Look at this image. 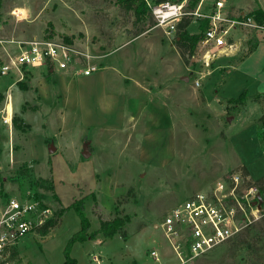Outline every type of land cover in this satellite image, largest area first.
<instances>
[{"label": "rangeland", "instance_id": "374dc122", "mask_svg": "<svg viewBox=\"0 0 264 264\" xmlns=\"http://www.w3.org/2000/svg\"><path fill=\"white\" fill-rule=\"evenodd\" d=\"M116 1L0 0L2 39L67 38L80 51L91 55L99 70L101 62L118 63L117 57L127 62L132 58L134 68L128 67L126 73L121 70L125 85L113 80L117 74L108 67L100 72L101 82L95 81L99 70L87 83L86 79L75 78L81 89L80 110L54 119L32 113L34 108L39 109L36 97L43 91L38 90V81L45 82L53 94L48 67L23 73L21 81L29 86L28 91L18 86V75L0 76V197L31 191L52 212L63 209L55 226L44 235L38 232L27 236L17 247L27 264H63L66 253L74 264H95L91 261L93 254L100 257V264H178L161 231L154 227L165 213L191 194L207 191L217 181L243 170L242 165L233 167L234 152L254 182L264 175V146L256 135V127L244 131L239 123L245 120L234 117L241 106L227 102L246 92L244 109L255 96L264 98V31L258 32L237 55L216 59L210 74L195 87L193 81L198 74L188 66L191 57L187 64L182 62L178 67L173 48L175 33L167 36L151 12L138 18ZM214 1L205 0L201 12H206V6ZM197 2L184 0L185 11L193 12ZM229 3L243 10L264 6V0H227ZM182 18L190 20V33L198 32V21L193 16ZM155 44L162 52L154 50ZM170 45L173 46L168 51ZM3 47L11 55L14 53V45ZM3 47L0 46V59H5ZM158 55L166 58L174 82L181 83H174L170 89L178 97L171 99L167 92L166 97L160 96L159 104L155 101L159 95L156 87L166 89L163 81H173L165 78L164 70L161 72L163 62ZM219 66H230L231 73L221 72ZM183 76L189 77L185 87ZM133 79L136 88L131 84ZM223 82L218 90L223 102H214L215 92ZM105 87L119 96H105ZM137 88L140 92L134 93ZM83 89L88 91L87 96H83ZM47 90L44 92L49 95ZM198 91L211 110L200 102ZM128 94L140 100L136 103L138 109ZM8 104L12 117L20 119L21 126L24 120L20 117L25 111L34 116V123L30 119L31 125L26 121L25 124L32 126L34 136L42 139L43 147L38 146L37 153L33 151L42 157L38 166L18 159L23 150L21 140L31 129L18 130L12 121L5 127L2 117L7 116ZM47 106L52 108L50 103ZM165 106L171 111L170 121L162 117ZM12 131L16 136L11 138ZM31 145L35 146V142ZM75 199L82 200L83 212L90 222L89 232L115 216L127 215L130 222L121 235H100L101 245L89 238L70 244L81 228L78 215L69 208ZM152 250L157 252L159 261L150 257ZM184 264H264V216L230 241Z\"/></svg>", "mask_w": 264, "mask_h": 264}, {"label": "built area", "instance_id": "2783aa9c", "mask_svg": "<svg viewBox=\"0 0 264 264\" xmlns=\"http://www.w3.org/2000/svg\"><path fill=\"white\" fill-rule=\"evenodd\" d=\"M143 1L151 10L157 26L164 28L167 36L175 33L177 23L184 16H193L197 21L208 20V28L197 42L195 54L193 52L188 64L192 66L191 71L198 74L193 81L195 87H199V81L210 74L216 59L237 55L258 32L264 31V20L257 21L251 12L232 13L227 0H215L208 12H201L202 0L193 12L185 11L184 0L180 3ZM2 28L0 16V33ZM3 44L14 45V53L11 55ZM0 46L5 56L0 59L1 77L18 75L21 81L25 71L41 67H48L51 71L73 69L75 75L82 76L99 70L91 55L61 40L15 41L2 39L0 35ZM194 66L198 69H193ZM2 120L7 123V116ZM53 213L31 191H16L0 197V264H17L15 247L25 237L38 233L52 219ZM263 216L264 190L238 169L207 191H197L172 206L154 227L161 231L178 264H184L230 241ZM149 255L159 261L155 250ZM91 261L101 263L97 254L91 256Z\"/></svg>", "mask_w": 264, "mask_h": 264}, {"label": "crops", "instance_id": "0c3cea01", "mask_svg": "<svg viewBox=\"0 0 264 264\" xmlns=\"http://www.w3.org/2000/svg\"><path fill=\"white\" fill-rule=\"evenodd\" d=\"M204 1L205 0H202L200 9L204 6L203 5V3L205 4ZM200 2H201V0H198V2H197L198 4H196L194 10L197 9V7H198V5H199ZM210 6H211L210 3L206 6L207 7V11L206 12L209 11ZM227 7H228L229 11H231L232 13H237V12H253V11L257 10V9L261 10L264 13V6H260V5L257 6V7H254V8L247 9V10H243L242 8H239V7H236V6H232L230 3L227 4ZM198 24H199V21H198ZM198 24H197V29H198ZM190 26H191V24H190ZM191 34H193V33H191ZM158 39H159V37H158ZM156 46L157 45L155 44L154 45V50L156 52L157 51L158 52H160V51L162 52V50L159 49V48H157ZM172 46L173 45H170L169 48L167 47L168 48V51H171L170 48H172ZM173 48L175 49L174 46H173ZM175 52H176V58L178 60V67H180V66H182L181 65L182 61H181V58H180V56L178 54V51L176 49H175ZM158 58L160 59L161 62H163V64H161L163 66L162 69H161V72L164 70L165 71L164 72L165 78L168 77L169 81H171V79H172L173 83L172 82H167V80H164L163 82L164 83L166 82V87H165L166 89H159L158 86L156 87L157 88V92L159 93V95H157V97L155 98V101H156L157 104H159V102H162L161 97H166L167 96V92L170 93L169 96H170L171 99L174 98V97H178L179 95L178 94H175L170 89L172 87H174V85H173L174 83L177 84V85H181L180 82H177L178 80L177 81L175 80V82H174V79H173L174 78V75H171L170 74V72H172V69L169 68L170 70H168V65L166 64L167 63L166 58L165 57L163 58L161 56H159ZM104 59L105 58H103L102 60H104ZM117 60L119 61L118 63H115L113 60H110L108 62L109 63L108 65H106V63L103 64V62H101L102 67H100V70L98 71L99 73L96 72L98 74L96 75L95 81H99V82L102 81V78H100V74H101L100 72L102 70H104L103 68L108 67L111 70H115V73L117 74L116 79H113V80L114 81L116 80L118 82H122V84L125 85L124 84V79H123L124 76H123V74H121V70L124 73H126L130 69L128 67H131V69L134 70V68L131 66L133 64L132 63V58H130V60L128 59V62L125 61V60L119 59V57H117ZM213 63H212V65H213ZM218 68L221 70V72L223 71L227 75L229 73H231V71H230L231 70V67L230 66H228V68H227L228 70L225 69L222 66H219ZM32 70H34V69H29L28 72H32ZM211 73H213V72H211ZM93 76H95V75L91 74L89 76H81L80 77V74L75 75L73 69H69L67 71H51L50 70V76L49 77L51 78V81L53 83L52 90H54L55 92L53 91V94H50L49 93V90H47L46 83L45 82L43 83L41 81H38L36 83V85H38V88H39L38 90H40L42 88L43 91H42V93L39 92L40 94H38V96L36 97V99H38V103L40 104L39 109H38V107L36 109L34 108L35 111L32 112V113H34V116H36V115H38L40 113L41 114H46L47 117L53 118V119L54 118H58V116L59 117L60 116H63V114H66V113H69V114L76 113L75 111L80 110L79 109V105H80V99L79 98L81 97V89L79 88L80 85L78 86L77 81L75 80V78L79 77V78L83 79V81H84V79H86V83H87L89 81V79L91 77H93ZM188 78H189L188 76H183L182 77V79H183V82H182L183 85L182 86L183 87H185L186 84L188 85V83H189V79ZM131 84H133V86L135 87V80L134 79L131 82ZM223 84H224V82L216 90V92H215L216 93V97H215V101L214 102H217V101L223 102L221 99L218 98V90H221L222 89ZM26 86H28V85H26ZM45 87H46V89H44ZM134 87H132V90H134L136 88V87L135 88ZM26 90L27 91L29 90V86L27 87ZM46 90H47V94H49V95H46V93L44 92ZM83 90H84L83 96H87L88 95V91L85 90V89H83ZM163 90H164V92L162 93ZM138 92H140V90L137 88L134 93H138ZM198 92H199L198 94L201 96L200 102L204 105V107H206L207 109H210L211 110L210 104L205 102V98H204L203 94L200 93V91H198ZM114 93L115 92H113V90H108V88L105 87V89H104V95L105 96H109V98L111 99L112 97L116 98L120 94L118 92L119 94H115L114 95ZM121 95L123 96V93ZM128 96H129V100L131 101V104L134 105V106L136 105L135 108L138 109L136 103H138L140 100L137 97L133 96V94L132 95L131 94H128ZM47 103L48 104L50 103L52 105V108L51 107L49 108L47 106ZM221 105H222V103H221ZM8 106H11V105L8 104L7 107H6L7 121L9 122V121H11V118H12V108H11V113L9 115V113H8ZM244 107L246 109L245 108L243 109L242 106H241L240 107V110L237 111V113H236V115L234 117H236L238 121H241L243 119L245 120L244 123H242V122L239 123L240 127H242L243 130L244 129H246V130L250 129L249 128L250 126L256 127V135L257 136L259 135V137H260L259 139L262 142V137L260 136V126H259V123H258V119L260 118L262 112L264 111V102H256L253 99V103H250L248 106H244ZM158 108H160L159 105H158ZM164 108L166 109V112L163 113V116L162 117H164L165 119H167V121L172 120L171 115H170V112L171 111L169 110V107L168 106L162 107V109H164ZM167 111H168V114H167ZM135 114H136V112H135ZM34 116L29 115L28 112L25 111L20 118L22 120H24V122H23L24 125H25L26 122H29V124L31 125L32 122H30V119H31V121H33ZM73 116H76V115L73 114ZM234 117L232 118V120L234 119ZM8 122L7 123H4V124H6L5 127H7V128H8ZM34 122H35V120L33 121V123ZM29 124H26V125H28V127L31 129V132L29 133L28 136L22 138V140H21V144H23V147H22L23 150H22V154L19 155V157H21V159L19 157H18V159L19 160H23V162H27V163H32L33 162L35 164V166H38L40 160H42V157L39 156V154H35L33 151L36 150V153L38 152L37 151L38 150L37 147L38 146L39 147L42 146V144H41L42 139L40 138V136H36V137L34 136L35 133L32 130V126L30 127ZM246 130H244V131H246ZM14 135H15V133L13 134V131H12L11 132V138ZM32 142L33 143L35 142V146H32L31 145ZM234 154H235V157H236V165H234L233 167L235 168L236 166L242 165L243 168H245V170L247 172V175L250 176L249 175L248 168L243 163L242 159L239 156H237L235 152H234ZM86 155L88 156L87 153L85 154V156ZM228 171H230V170H228ZM8 195H10V194H8ZM103 221H105V220H103ZM97 229L96 228H93V230H97ZM31 235H35V234H31ZM94 242H95V244H98V245H101L102 244V239L100 238V235H97L95 237ZM19 244L14 249V257L17 260V264H27V262L20 255L21 252L17 250V247L19 246ZM169 251H170V249H169ZM18 260L20 261V263H19Z\"/></svg>", "mask_w": 264, "mask_h": 264}, {"label": "trees", "instance_id": "16d2710c", "mask_svg": "<svg viewBox=\"0 0 264 264\" xmlns=\"http://www.w3.org/2000/svg\"><path fill=\"white\" fill-rule=\"evenodd\" d=\"M167 0H155V2H164ZM116 3L120 5L125 10H131L134 13V16L140 18V16L145 15L150 12L149 8L145 4L143 0H117ZM257 19V21L264 20V13L257 9L251 12ZM189 19L182 18L176 25L175 31V39L173 40V45L178 51V54L181 58L183 64L188 63V59L193 55L194 49L196 47L197 42L199 41L200 37L202 36L203 32L208 28V20L202 19L199 21L198 24V32L191 34L187 28L190 25ZM66 43H71V40L65 39ZM23 80V79H22ZM18 86L22 90H26L27 86L22 81L18 82ZM246 92L242 93L239 98L237 99H230L228 103L238 104L239 106H243V102L245 100ZM254 101L256 102H264V98H260V96H255ZM13 126L18 129H25L28 128V125H22L17 119V117L13 116L12 119ZM258 123L260 126V136L262 137V143L264 146V111L262 112L260 118L258 119ZM243 173L247 175L245 168L243 169ZM255 183L259 186L260 190H264V175L261 176L259 179L255 181ZM75 210L76 214L79 217L81 228L80 230L73 235L70 240V244L76 241H84L86 239H95L97 235H101L103 238H108L116 234H123L122 229L126 224L130 222V218L127 215L124 216H115L114 218L100 222V226L97 230L93 232H89L90 222L86 217L85 213L83 212L82 207V200L75 199L72 204L69 206ZM63 213V209L58 210L57 212L53 213L52 219L48 221V223L41 229H39V233L44 235L46 230L51 226H55L57 219L61 217ZM74 260L69 258L68 254L66 253V261L63 264H74Z\"/></svg>", "mask_w": 264, "mask_h": 264}, {"label": "bare ground", "instance_id": "6f19581e", "mask_svg": "<svg viewBox=\"0 0 264 264\" xmlns=\"http://www.w3.org/2000/svg\"><path fill=\"white\" fill-rule=\"evenodd\" d=\"M8 113H9V115H10V113H11V106H8ZM9 118V117H8Z\"/></svg>", "mask_w": 264, "mask_h": 264}, {"label": "water", "instance_id": "95a60500", "mask_svg": "<svg viewBox=\"0 0 264 264\" xmlns=\"http://www.w3.org/2000/svg\"><path fill=\"white\" fill-rule=\"evenodd\" d=\"M258 199L260 198L259 195H257Z\"/></svg>", "mask_w": 264, "mask_h": 264}]
</instances>
